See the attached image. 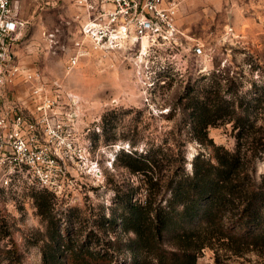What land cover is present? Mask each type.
I'll return each mask as SVG.
<instances>
[{
    "label": "rangeland",
    "instance_id": "374dc122",
    "mask_svg": "<svg viewBox=\"0 0 264 264\" xmlns=\"http://www.w3.org/2000/svg\"><path fill=\"white\" fill-rule=\"evenodd\" d=\"M178 1V25L186 35L182 50L149 57L127 46L95 48L83 34L86 12L78 0H13L25 23L18 62L56 83L63 111L75 118V147L61 152L64 174L55 190L0 183V233L8 232L0 244L15 243L25 264H43L49 242L85 243L113 253L120 264L130 262L129 250L115 251V242L133 237L117 218L125 213L124 199L145 200L147 178L124 167V153L153 149L163 160L165 178L172 173L170 158L182 153L191 172L195 156L209 157L211 150L191 139L181 99L203 95L219 82L224 97L253 106L256 132L249 143L241 140L242 152L256 154L255 177H264V0ZM196 45L202 55L194 53ZM14 90L30 102L25 85ZM238 131L226 124L210 128L209 137L234 151ZM114 216L118 225L108 222ZM197 264H264V248L214 242Z\"/></svg>",
    "mask_w": 264,
    "mask_h": 264
},
{
    "label": "trees",
    "instance_id": "16d2710c",
    "mask_svg": "<svg viewBox=\"0 0 264 264\" xmlns=\"http://www.w3.org/2000/svg\"><path fill=\"white\" fill-rule=\"evenodd\" d=\"M222 92L219 82L218 87L204 88L203 95L181 99L191 139L211 150L209 157L195 156L191 172L182 153L170 158L168 178L161 176L163 160L153 149L141 155L124 153V167L146 176L147 197L124 199L125 213L117 219L133 237L126 244L115 242L119 247L115 251L127 249L131 255L130 262L121 264H197L203 250L214 242H230L238 249L264 248V177L261 181L255 177L256 154L242 152L256 132L253 106L228 99ZM226 124L239 130L234 151L216 146L209 137L210 128ZM39 207L43 212L47 205ZM117 219L108 222L118 225ZM7 235L0 233V237ZM47 247L43 264H120L113 253L102 254L85 243L49 242ZM0 264H25L15 243L0 244Z\"/></svg>",
    "mask_w": 264,
    "mask_h": 264
},
{
    "label": "built area",
    "instance_id": "2783aa9c",
    "mask_svg": "<svg viewBox=\"0 0 264 264\" xmlns=\"http://www.w3.org/2000/svg\"><path fill=\"white\" fill-rule=\"evenodd\" d=\"M78 4L86 12L83 34L97 49L127 46L149 57L182 50L186 35L178 25V0H78ZM24 26L13 0H0V183L5 188L21 183L53 191L64 174L61 152L75 147V118L63 111L56 83L18 62L16 46ZM76 45L81 47L80 42ZM194 53L202 55V46L196 45ZM79 57L77 53L70 65L76 66ZM18 84L28 88L30 102L16 95Z\"/></svg>",
    "mask_w": 264,
    "mask_h": 264
},
{
    "label": "crops",
    "instance_id": "0c3cea01",
    "mask_svg": "<svg viewBox=\"0 0 264 264\" xmlns=\"http://www.w3.org/2000/svg\"><path fill=\"white\" fill-rule=\"evenodd\" d=\"M17 46H18V45H17ZM17 46H16V47H17ZM16 55H17V52H16Z\"/></svg>",
    "mask_w": 264,
    "mask_h": 264
}]
</instances>
